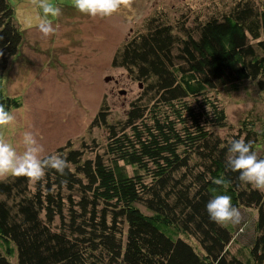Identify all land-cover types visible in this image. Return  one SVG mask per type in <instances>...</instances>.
<instances>
[{"label": "trees", "instance_id": "16d2710c", "mask_svg": "<svg viewBox=\"0 0 264 264\" xmlns=\"http://www.w3.org/2000/svg\"><path fill=\"white\" fill-rule=\"evenodd\" d=\"M12 9L0 0V104L11 111L21 99L2 81L23 38ZM157 11L112 58L141 87L119 118L102 102L87 131L104 138L55 148L64 175L0 178V264H264V192L225 165L241 137L264 159V119L247 113L231 130L220 99L250 84L264 100V12L238 0L186 26ZM216 194L255 211L245 254L228 250L232 225L209 219Z\"/></svg>", "mask_w": 264, "mask_h": 264}, {"label": "rangeland", "instance_id": "374dc122", "mask_svg": "<svg viewBox=\"0 0 264 264\" xmlns=\"http://www.w3.org/2000/svg\"><path fill=\"white\" fill-rule=\"evenodd\" d=\"M247 1L253 2L257 12H264V0ZM9 2L23 38L2 84L8 96L21 99V106L12 110L14 124L0 130V134L22 151L23 133L31 132L48 155L66 142L77 146L83 138L103 139L105 132L99 127L87 131L102 102H106L111 116L119 118L127 102L138 95V84L127 77L124 68L114 66L112 58L130 34L143 31L145 18L162 9L157 12L168 17L171 25L188 26L196 19V13H201V19L213 13L219 18L238 0H132L130 6L108 18L81 14L72 0H51L60 8L61 15L52 19L56 32L48 38L37 30L40 10L33 0ZM179 47L180 43L175 49L178 51ZM104 78L110 80L104 82ZM122 91L124 94H120ZM220 99L231 130L247 113L264 119V100L250 84L229 95L220 93ZM225 133L220 131V136ZM240 211L241 220L232 225L236 235L228 247L234 255L245 254L254 238L255 211Z\"/></svg>", "mask_w": 264, "mask_h": 264}, {"label": "clouds", "instance_id": "9594fccd", "mask_svg": "<svg viewBox=\"0 0 264 264\" xmlns=\"http://www.w3.org/2000/svg\"><path fill=\"white\" fill-rule=\"evenodd\" d=\"M40 10L37 30L43 38L55 34L52 19L61 15V10L51 0H33ZM132 0H72L73 7L81 14L92 18H108L116 14L122 7L130 6ZM2 55V53H0ZM14 113L0 104V130L13 125ZM22 151L0 134V178H25L30 183L43 180L47 171L52 170L64 175L68 168L66 159L56 153L45 155L44 146L33 133L25 131L22 137ZM225 165L228 171L238 173V179L252 188L264 192V159L258 158L251 141L245 138L232 139L228 143ZM218 186H226L223 179H216ZM209 219L223 227L238 224L241 211L233 206L232 199L226 194L214 195L206 205Z\"/></svg>", "mask_w": 264, "mask_h": 264}, {"label": "water", "instance_id": "95a60500", "mask_svg": "<svg viewBox=\"0 0 264 264\" xmlns=\"http://www.w3.org/2000/svg\"><path fill=\"white\" fill-rule=\"evenodd\" d=\"M110 79L109 78H104V82H108ZM139 87V86H138ZM141 87V86H140ZM139 87V88H140ZM120 94H124V92L122 91V92H120Z\"/></svg>", "mask_w": 264, "mask_h": 264}, {"label": "flooded vegetation", "instance_id": "af4514ba", "mask_svg": "<svg viewBox=\"0 0 264 264\" xmlns=\"http://www.w3.org/2000/svg\"><path fill=\"white\" fill-rule=\"evenodd\" d=\"M181 1H186V0H181ZM184 3H186V2H184ZM128 78H129V76H127ZM117 84H118V82L117 81H115Z\"/></svg>", "mask_w": 264, "mask_h": 264}]
</instances>
